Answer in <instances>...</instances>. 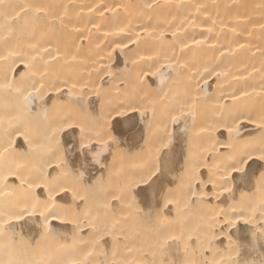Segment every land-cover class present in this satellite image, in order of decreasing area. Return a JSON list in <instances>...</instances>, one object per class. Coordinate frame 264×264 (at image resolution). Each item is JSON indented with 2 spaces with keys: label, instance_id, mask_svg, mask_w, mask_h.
Masks as SVG:
<instances>
[{
  "label": "bare ground",
  "instance_id": "6f19581e",
  "mask_svg": "<svg viewBox=\"0 0 264 264\" xmlns=\"http://www.w3.org/2000/svg\"><path fill=\"white\" fill-rule=\"evenodd\" d=\"M262 150L264 0H0V264H150L165 239L177 264H260ZM77 170L46 230L45 181Z\"/></svg>",
  "mask_w": 264,
  "mask_h": 264
},
{
  "label": "snow or ice",
  "instance_id": "6c2138e0",
  "mask_svg": "<svg viewBox=\"0 0 264 264\" xmlns=\"http://www.w3.org/2000/svg\"><path fill=\"white\" fill-rule=\"evenodd\" d=\"M135 110V109H133ZM116 115H123V112L116 110ZM109 118H111V113L109 114ZM63 126L72 127L73 125L69 122H65ZM77 126H80L77 124ZM81 131V139H80V152L83 153L85 161L89 160V156L91 162L94 164H99L103 167V162L101 161L100 157L103 155L105 148L107 145L105 144L104 147H101L99 151H96L89 147L91 143L90 138H87L84 135V127L80 126ZM231 131V129H229ZM99 135V134H98ZM110 135V133H108ZM115 138H113L114 140ZM99 142V140L97 141ZM61 159V163H63V159ZM253 159V153L246 152L239 157H234L231 162L228 164L227 168L225 169L227 174L230 173H245L246 167L249 165V161ZM259 159L264 161V150L261 151L259 155ZM165 161H158L154 167L150 168L146 175L142 176L139 181H135L134 183H145L148 184L149 187H152L156 181L160 180L161 177L164 175L165 168H166ZM60 167V165H57ZM67 176L72 177V182H63L64 178ZM261 177L264 178V172L261 173ZM228 176H226V179ZM83 180V173L80 171H76L74 173L71 172H59L55 177H51L50 180H46L45 184L47 185L46 191L48 198L44 201L43 209L40 211V214L44 217V228L47 230L48 225L50 223L49 217L52 220L60 219L61 213L67 215L71 212V206H63L57 205L55 197L61 191H72L74 198L78 195V187L80 182ZM32 186L31 184L29 185ZM36 187H42L41 184H36ZM226 191L230 189H225ZM134 199V198H133ZM40 206V201L38 198H34L30 201V209L29 207L22 208L19 213L15 215V219L20 220L23 219L25 215H32L34 212L38 210ZM247 223V221H245ZM233 222L229 221V226H232ZM261 237H264V231L261 232ZM168 254V244L167 239L163 240L160 244H158L153 252V260L150 264H177L175 260L167 259ZM182 264H188L187 261L182 262ZM230 264H248L247 261H231ZM260 264H264V260L260 261Z\"/></svg>",
  "mask_w": 264,
  "mask_h": 264
}]
</instances>
